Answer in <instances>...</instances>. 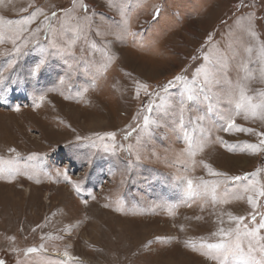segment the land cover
Masks as SVG:
<instances>
[{
  "label": "rangeland",
  "instance_id": "obj_1",
  "mask_svg": "<svg viewBox=\"0 0 264 264\" xmlns=\"http://www.w3.org/2000/svg\"><path fill=\"white\" fill-rule=\"evenodd\" d=\"M262 104L264 0H0V262L264 260Z\"/></svg>",
  "mask_w": 264,
  "mask_h": 264
},
{
  "label": "snow or ice",
  "instance_id": "obj_2",
  "mask_svg": "<svg viewBox=\"0 0 264 264\" xmlns=\"http://www.w3.org/2000/svg\"><path fill=\"white\" fill-rule=\"evenodd\" d=\"M53 16L56 15V13H52ZM158 15V13H157ZM45 19H47V17H45ZM29 21L28 20H25L23 21V23H28ZM9 23H12L11 21H9ZM17 52H19L20 50L17 49L16 50ZM13 63H15V61H13ZM48 63V57L46 55H44L42 53L41 55V58L29 69V72H28V77L29 79H31L32 81H36L38 80V77L39 75L43 72V70L45 69L46 65ZM176 81H180L182 79L181 76L177 75L175 78H174ZM169 85L172 83L171 81L168 82ZM141 87H143L145 89V91H147V85H141ZM167 85L164 86L163 90L164 91H167ZM188 91V95H187V100L191 101L194 99V96L192 94V89L191 88H188L187 89ZM156 95L158 96L159 93H156ZM240 95H241V98L242 99H249L248 97H246L244 95V89L243 87H241L240 89ZM41 100L44 99L43 96L40 97ZM241 107L240 104H237V108ZM259 107L261 109V115H262V118H264V104L262 105H259V106H252V109H253V115L256 114L255 112V109ZM149 109H151V105H149ZM16 111H19V105L16 106ZM149 123V119L148 117H145L144 118V124L145 125H148ZM229 128L231 129H235L236 131L238 132H244V131H253L252 129H247V128H243V127H238L235 122H232L229 124ZM229 130L228 128L225 129V131ZM106 136L108 137H111V138H115V133L113 132H110V133H106L105 134ZM261 136H264V133H260ZM101 139L103 137H100ZM185 138L189 140V143L191 142V138L188 136L187 133H185ZM81 139V137L77 136L76 137V140L79 141ZM248 149H251L252 151H259L261 149H264V139H261L259 144H247L246 145ZM106 147V150H110L108 148V146H105ZM14 151V150H12ZM194 155V153H192ZM137 159H139V157H137ZM88 163H92V159L91 157L88 158L87 160ZM4 165H7V169L4 167ZM12 171L13 170V161L9 160V161H5L2 157H0V173H3L5 171ZM63 174V173H61ZM219 175V173H218ZM252 175H255V173H253ZM231 179L233 180H241V179H247V177H231ZM188 184L189 186H191L192 184V181L189 180L188 181ZM77 191H79V188L76 189ZM245 191H253V192H256L258 193L259 196H262L264 197V187H261V188H256V186L253 184L250 188L246 187L245 188ZM212 199L215 200L216 199V194H215V188L212 189ZM248 203L252 205L253 208H255L257 206V201L256 199H254L253 196L249 195L248 196ZM231 219H234L236 221H243L244 220V217L243 216H234V217H231ZM253 220H255V216H253ZM259 229H264V221L260 222L259 224ZM259 229H256V230H253L252 232L249 233V235H252V236H255L256 235V232L259 230ZM231 229L228 230V232H225L224 229H220V235H224V236H227L231 233ZM237 235H239V233H237ZM206 247L208 249H216V250H220V254L222 257H226L231 251H233V248H232V245L230 243H227L225 241H221L219 243H215V244H207ZM250 250H251V247H250ZM28 252H34L36 251V249L34 248H29L27 249ZM260 251L261 252H264V247H261L260 248ZM67 255V253H65ZM0 264H3V262H0ZM221 264H224V260L221 259ZM252 264H264V260H257V261H253Z\"/></svg>",
  "mask_w": 264,
  "mask_h": 264
},
{
  "label": "bare ground",
  "instance_id": "obj_3",
  "mask_svg": "<svg viewBox=\"0 0 264 264\" xmlns=\"http://www.w3.org/2000/svg\"><path fill=\"white\" fill-rule=\"evenodd\" d=\"M29 188V187H28ZM34 249H36V248H34ZM38 250L36 249V251H34V252H37ZM28 252V251H27ZM29 253V252H28ZM55 255H57V256H59V257H61L64 261L66 260V261H68V260H71V257L67 254H65L64 252H56L55 253Z\"/></svg>",
  "mask_w": 264,
  "mask_h": 264
}]
</instances>
